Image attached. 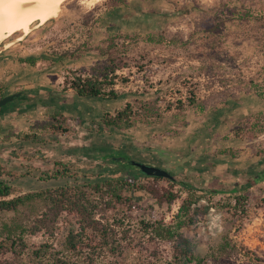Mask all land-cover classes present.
<instances>
[{
    "label": "rangeland",
    "instance_id": "374dc122",
    "mask_svg": "<svg viewBox=\"0 0 264 264\" xmlns=\"http://www.w3.org/2000/svg\"><path fill=\"white\" fill-rule=\"evenodd\" d=\"M245 5L264 12V0H149L136 4L142 12L132 7L116 14L106 13V0L94 4L67 0L57 17L34 25L27 35L21 31L0 41V55L15 60L38 59L37 65H28L24 74L31 85L32 95L28 98L36 99L37 104H19L14 109L16 130L35 134V138H6L10 127H14L8 123L0 134V164L5 168L4 178L15 188L14 195L54 189L106 165L100 158L74 150L104 142L128 145L135 161L172 171L179 180L201 188L211 185L226 191L236 182L245 181L246 171L263 174L264 152L258 155L257 151L264 150V133L252 142L231 136L247 113L264 111L263 99L241 92L248 84L264 89V24L235 19L229 11L232 6ZM149 8H157L160 13L149 14ZM204 11L220 18L217 28L209 30L210 26L207 31L216 32L213 39L197 31V17ZM99 15H105L100 25H84L86 19L91 22ZM112 32H136L142 36L162 32L167 38L190 43L178 48L125 43L118 54L123 67L117 71L120 77L116 80V87L125 95L118 101L78 97L72 89L65 90V76L88 73L94 66L104 64L106 56L98 50L92 49L79 59L65 58L53 66L42 59L53 48L74 47L89 35L95 44H101ZM228 90L239 96V104L230 99L218 113L210 111L200 116L193 111V98L204 100ZM53 92L65 98L60 108L64 129L58 133L49 125L57 124L52 118L55 107L42 103ZM125 101L154 107L163 118L153 124L138 123L129 129L100 133L97 128L102 115L120 108ZM182 105L187 114L186 126H179L176 117ZM225 149H233L235 157L221 154ZM57 170L64 171L67 178L58 177ZM234 194L218 192L212 200L216 204L234 201ZM248 194L249 211L242 221L234 220L217 205L201 215L197 224L183 227L181 233L196 243L200 255L230 231L232 237L264 260V180ZM202 204L208 203L203 200ZM180 206V199L161 204L146 192L137 191L127 206L98 211L94 216L96 229H88L84 237L72 238L81 233L80 219L67 213L39 231L34 227L16 252L3 247L0 233V264H52L59 260L88 264L92 258H96L95 264H169L173 242L151 231L150 226L175 223ZM38 213L42 214L26 208L19 214L1 212L0 231L3 222L16 214L26 224H38ZM70 239L78 244L77 250H68Z\"/></svg>",
    "mask_w": 264,
    "mask_h": 264
},
{
    "label": "trees",
    "instance_id": "16d2710c",
    "mask_svg": "<svg viewBox=\"0 0 264 264\" xmlns=\"http://www.w3.org/2000/svg\"><path fill=\"white\" fill-rule=\"evenodd\" d=\"M147 1L149 0H106L108 4L106 13L116 14L124 8L130 9L132 7L139 9L140 7L136 6V4ZM239 6L238 8L227 6L228 9L230 8L229 11L235 19L257 21L264 24L263 11H257L251 5ZM148 12L153 15L160 13L157 8H149ZM104 16L99 15L91 22L86 19L84 25L89 27L92 22L100 25L105 21ZM219 19L214 14L202 12L197 17V31H203L204 36L209 39L215 38L216 32L207 31L210 26L212 28L209 30L216 29L220 23ZM132 42H144L148 45H167L178 48L189 45L190 40L167 38L162 32L148 33L145 36L136 32H112L101 44H95L93 36L89 35L74 47L53 48L42 59L47 61L50 66H53L65 58L79 59L92 49L98 50L101 55L106 56L104 64L94 66L88 73L74 72L72 75L65 76V90L72 89L78 97L118 101L125 95L116 87V80L120 77L117 71L123 67L118 61V54L125 43L129 44ZM19 62L23 66L27 64L36 66L38 59L35 57H22L19 58ZM257 87H259L258 84L255 85V88L252 84H248L247 87L241 88V92L246 94L253 93L264 100V89H257ZM18 91L22 94L13 102L1 107L0 111H4L12 105H15L14 109H17L19 104L26 105V107H33L37 104L36 99L28 98L25 90L18 89L15 92ZM4 96L6 95L0 90V98ZM230 99L238 102V104L241 100L233 90H228L204 100H200L198 97L193 98L191 103L193 111L201 116L208 114L210 111L214 113L220 112L229 105ZM63 100H65L63 96L53 92L47 101L42 102L55 107L52 118L57 124H54V122L49 123L52 127L51 130L55 133L64 129V120L60 119L62 116L60 108L64 104ZM179 109L176 116L180 121L179 126H186L188 122L185 106L182 105ZM162 118L161 113L154 107L144 103L137 105L135 102L125 101L120 108L113 112H105L97 129L100 133H104L109 129L125 130L135 127L138 123L153 124L161 121ZM263 133L264 111L257 109L251 113H247L240 120L238 125L233 129L231 136L233 135L239 139H248L252 142ZM34 135L32 136V134L24 132H19L15 135L13 132H9L6 138L16 136L18 139L28 140L33 137L35 138ZM258 147H261L259 142ZM74 150L81 151L91 158H100L106 165H99L97 170L91 171V173L84 172L75 181L68 180L65 184L54 189L15 196V188L9 180L4 178L6 174L5 168L0 164V213L14 211L19 214L21 209L24 208L42 212V214L38 213V224L32 226L26 224L17 214L10 221L3 222L0 233H2L4 240L1 243H4L3 247L6 250L13 249L16 252L23 244L24 237L30 234V231L34 227L36 231H39L43 227H48L55 218L64 213L76 215L80 219L79 229L81 233L74 234L72 238L84 237L88 229H96L94 216L98 211L127 206V202L131 200L132 194L141 191L146 192L161 204H172L179 199L181 200V206L175 216V223L159 222L150 226L151 231L173 242V259L169 264L264 263V260L257 253L249 250V248L238 242L236 238L232 237L230 231L224 232L221 241L210 246L205 255H200L197 252L196 243L181 233L183 227L197 224L200 221L201 215H204L211 207H217V205L226 209L227 213L234 220L242 221L249 211L248 191L256 183L264 180V171L260 175H252L249 171H246L248 177L245 181H238L234 184V188L222 191L211 185L201 188L191 182L181 181L172 171L171 173L174 176L172 179L146 175L131 163V160L135 159L129 154L128 145L124 147L113 146L108 142H104L93 144L90 147H77ZM262 152L264 150L257 151L258 155H261ZM221 154L235 157L233 149L222 150ZM56 175L58 177H66L65 172L61 170H57ZM179 185H183V189L178 188ZM218 192H234L235 194L231 198L234 201L225 200L216 204L212 198ZM203 200H206L208 204H202ZM77 245L73 239H70L67 248L68 250H77ZM95 259L92 258L88 264H95ZM59 262L55 261L52 264H78L77 262H65L61 260Z\"/></svg>",
    "mask_w": 264,
    "mask_h": 264
},
{
    "label": "bare ground",
    "instance_id": "6f19581e",
    "mask_svg": "<svg viewBox=\"0 0 264 264\" xmlns=\"http://www.w3.org/2000/svg\"><path fill=\"white\" fill-rule=\"evenodd\" d=\"M66 1L0 0V41L21 31L27 35L34 25H42L57 17ZM85 1L94 4L100 0Z\"/></svg>",
    "mask_w": 264,
    "mask_h": 264
},
{
    "label": "crops",
    "instance_id": "0c3cea01",
    "mask_svg": "<svg viewBox=\"0 0 264 264\" xmlns=\"http://www.w3.org/2000/svg\"><path fill=\"white\" fill-rule=\"evenodd\" d=\"M28 65L29 64L23 67L19 60L0 55V90L2 93L8 95L14 93L18 89H23L27 92L28 97L32 95L30 91L31 85L24 76L26 73L25 71L28 69ZM14 107L15 105H12L4 111H0V134L3 133V126L7 123L14 126L10 127L11 130L8 132L17 131L16 127L18 122L14 120V118H16Z\"/></svg>",
    "mask_w": 264,
    "mask_h": 264
},
{
    "label": "water",
    "instance_id": "95a60500",
    "mask_svg": "<svg viewBox=\"0 0 264 264\" xmlns=\"http://www.w3.org/2000/svg\"><path fill=\"white\" fill-rule=\"evenodd\" d=\"M22 93L20 91L8 94L2 98H0V108L5 106L6 104L13 102L16 98H18ZM131 163L134 166H137L143 173L149 176H158L172 179L174 178L173 174L157 165L146 164L139 161L132 160Z\"/></svg>",
    "mask_w": 264,
    "mask_h": 264
},
{
    "label": "flooded vegetation",
    "instance_id": "af4514ba",
    "mask_svg": "<svg viewBox=\"0 0 264 264\" xmlns=\"http://www.w3.org/2000/svg\"><path fill=\"white\" fill-rule=\"evenodd\" d=\"M132 161V160H131Z\"/></svg>",
    "mask_w": 264,
    "mask_h": 264
}]
</instances>
